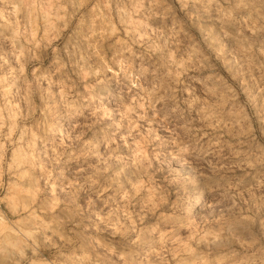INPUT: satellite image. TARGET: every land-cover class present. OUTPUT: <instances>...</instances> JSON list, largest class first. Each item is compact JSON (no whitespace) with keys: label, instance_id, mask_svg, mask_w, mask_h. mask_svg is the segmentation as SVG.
I'll return each mask as SVG.
<instances>
[{"label":"clouds","instance_id":"clouds-1","mask_svg":"<svg viewBox=\"0 0 264 264\" xmlns=\"http://www.w3.org/2000/svg\"><path fill=\"white\" fill-rule=\"evenodd\" d=\"M0 28V264H264V0H0ZM120 76L136 174L126 188L89 185L115 193L109 215L137 200L159 210L147 173L164 149L206 169L220 198L209 207L233 209L210 225L175 220L186 237L170 226L142 255L68 211L38 155L53 108Z\"/></svg>","mask_w":264,"mask_h":264},{"label":"rangeland","instance_id":"rangeland-1","mask_svg":"<svg viewBox=\"0 0 264 264\" xmlns=\"http://www.w3.org/2000/svg\"><path fill=\"white\" fill-rule=\"evenodd\" d=\"M201 25L205 29L210 26L207 21ZM201 25L194 24L192 30L199 33ZM257 41L264 42V34ZM9 51L8 41L0 37V53ZM27 63L30 70L38 61ZM127 87L123 76L106 77L100 83L91 81L82 94L73 91L71 107L59 112L53 108L38 155L46 171L52 173L56 192L68 205V211L78 209L89 229L117 251L142 255L157 246L159 233L176 226L175 220L188 218L210 225L218 216L230 215L233 209L230 201L209 207L210 201L220 198L209 190L206 169L197 160L173 158L164 149L147 173L153 187L159 188L164 197L159 210L149 211L143 200H137L109 215L116 207L109 195L115 193L93 191L89 185L95 180L116 190L126 188L135 177V169L129 164V145L124 139L128 125L120 115L121 99L126 98ZM78 185H84L85 189L73 195ZM103 217L107 219L100 223L99 218ZM176 227L175 234L186 237L187 233ZM251 228L252 225L244 224L239 230Z\"/></svg>","mask_w":264,"mask_h":264},{"label":"bare ground","instance_id":"bare-ground-1","mask_svg":"<svg viewBox=\"0 0 264 264\" xmlns=\"http://www.w3.org/2000/svg\"><path fill=\"white\" fill-rule=\"evenodd\" d=\"M241 231V230H240Z\"/></svg>","mask_w":264,"mask_h":264}]
</instances>
